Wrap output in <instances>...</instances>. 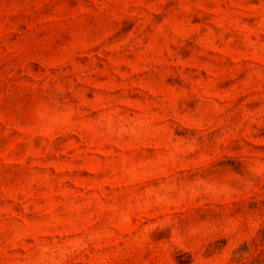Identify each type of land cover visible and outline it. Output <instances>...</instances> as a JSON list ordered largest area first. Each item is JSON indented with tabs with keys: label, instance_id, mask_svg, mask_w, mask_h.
<instances>
[{
	"label": "rangeland",
	"instance_id": "rangeland-1",
	"mask_svg": "<svg viewBox=\"0 0 264 264\" xmlns=\"http://www.w3.org/2000/svg\"><path fill=\"white\" fill-rule=\"evenodd\" d=\"M0 264H264V0H0Z\"/></svg>",
	"mask_w": 264,
	"mask_h": 264
}]
</instances>
